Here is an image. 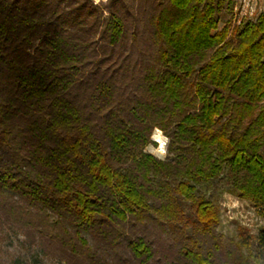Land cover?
I'll use <instances>...</instances> for the list:
<instances>
[{"label": "trees", "instance_id": "16d2710c", "mask_svg": "<svg viewBox=\"0 0 264 264\" xmlns=\"http://www.w3.org/2000/svg\"><path fill=\"white\" fill-rule=\"evenodd\" d=\"M233 8L0 0V228L57 264H264L195 196L226 170L264 217V13Z\"/></svg>", "mask_w": 264, "mask_h": 264}, {"label": "rangeland", "instance_id": "374dc122", "mask_svg": "<svg viewBox=\"0 0 264 264\" xmlns=\"http://www.w3.org/2000/svg\"><path fill=\"white\" fill-rule=\"evenodd\" d=\"M93 1L94 3H103L106 0ZM233 4V18H230L225 12L220 14L218 30L229 19L233 24H238L241 21L253 20L259 14L264 13V0H233ZM152 141L156 144L153 147H158L157 143ZM153 156L159 159L157 156ZM195 196L205 197L214 205L218 216L217 233L240 245L244 253L248 257H252L253 248L250 245L261 227L264 226V217H262L259 208L254 207L249 200L240 199L232 193L226 170L217 180L198 185ZM183 204L185 211L190 212L189 202ZM0 264L57 263L42 257L36 250L27 248L20 235L7 228H0Z\"/></svg>", "mask_w": 264, "mask_h": 264}, {"label": "clouds", "instance_id": "9594fccd", "mask_svg": "<svg viewBox=\"0 0 264 264\" xmlns=\"http://www.w3.org/2000/svg\"><path fill=\"white\" fill-rule=\"evenodd\" d=\"M151 139L157 143L158 147L149 145L145 149V151L150 152L153 155L157 156L159 159L163 160L167 155L166 146L169 143V139L163 135L162 131L159 128L154 130Z\"/></svg>", "mask_w": 264, "mask_h": 264}, {"label": "built area", "instance_id": "2783aa9c", "mask_svg": "<svg viewBox=\"0 0 264 264\" xmlns=\"http://www.w3.org/2000/svg\"><path fill=\"white\" fill-rule=\"evenodd\" d=\"M235 10H236V8H235ZM251 15H252V13H251Z\"/></svg>", "mask_w": 264, "mask_h": 264}]
</instances>
